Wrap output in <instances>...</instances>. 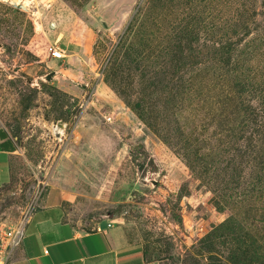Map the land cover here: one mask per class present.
Segmentation results:
<instances>
[{
	"label": "rangeland",
	"instance_id": "rangeland-1",
	"mask_svg": "<svg viewBox=\"0 0 264 264\" xmlns=\"http://www.w3.org/2000/svg\"><path fill=\"white\" fill-rule=\"evenodd\" d=\"M0 127L23 154L1 220L66 151L81 215L147 258L264 264V0H0Z\"/></svg>",
	"mask_w": 264,
	"mask_h": 264
},
{
	"label": "crops",
	"instance_id": "crops-1",
	"mask_svg": "<svg viewBox=\"0 0 264 264\" xmlns=\"http://www.w3.org/2000/svg\"><path fill=\"white\" fill-rule=\"evenodd\" d=\"M84 48L87 46L81 43L67 45L70 51L67 62L86 61ZM65 152H61L44 178H38L42 193L34 199L23 238L7 264H162L160 260L147 258L142 247L130 242L123 228L112 219L81 215L84 203L78 183H69L64 174L69 167L60 166L66 159ZM20 156L23 154L16 138L0 127V191L11 181Z\"/></svg>",
	"mask_w": 264,
	"mask_h": 264
},
{
	"label": "built area",
	"instance_id": "built-area-1",
	"mask_svg": "<svg viewBox=\"0 0 264 264\" xmlns=\"http://www.w3.org/2000/svg\"><path fill=\"white\" fill-rule=\"evenodd\" d=\"M48 53L52 58L60 60L65 56V48L49 45ZM106 119L109 121L111 117L107 116ZM29 211L15 223L0 222V264H7L14 248L20 244L24 235V227Z\"/></svg>",
	"mask_w": 264,
	"mask_h": 264
},
{
	"label": "water",
	"instance_id": "water-1",
	"mask_svg": "<svg viewBox=\"0 0 264 264\" xmlns=\"http://www.w3.org/2000/svg\"><path fill=\"white\" fill-rule=\"evenodd\" d=\"M55 71H51L50 73L45 75V80H50L52 78V76L54 75Z\"/></svg>",
	"mask_w": 264,
	"mask_h": 264
}]
</instances>
